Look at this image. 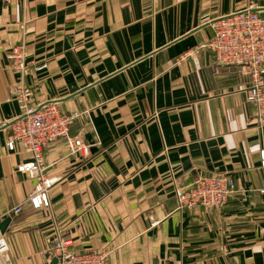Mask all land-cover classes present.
<instances>
[{"label": "crops", "instance_id": "obj_1", "mask_svg": "<svg viewBox=\"0 0 264 264\" xmlns=\"http://www.w3.org/2000/svg\"><path fill=\"white\" fill-rule=\"evenodd\" d=\"M264 0H0V223L9 264H46L53 223L73 250L112 249L111 264H264L259 187L264 122L245 97L249 80L204 47L210 23ZM25 47L32 104L82 113L49 144V207L22 204L34 181L19 142L6 148L18 80L6 57ZM224 174L236 193L221 210L176 209L182 186ZM152 223H155L153 225Z\"/></svg>", "mask_w": 264, "mask_h": 264}, {"label": "built area", "instance_id": "obj_2", "mask_svg": "<svg viewBox=\"0 0 264 264\" xmlns=\"http://www.w3.org/2000/svg\"><path fill=\"white\" fill-rule=\"evenodd\" d=\"M210 27L212 35L204 47L213 54L218 65L237 67L242 76L249 80L245 90L246 100L255 107V120L264 122V15L247 8L218 18L210 23ZM6 57L11 70L18 76L9 94L19 111L10 124L6 148L12 151L15 142H19L31 154V162L18 170L27 173L34 181L27 199L12 210L17 215L21 213L23 205L34 210L49 207L48 194L56 183L55 178L45 174L44 153L49 144L64 140L70 154H87L89 146L70 135V127L82 113H62L54 102L40 106L32 104L33 93L25 81L28 66L24 44L11 47ZM259 163L262 177L255 192L264 195V151L259 153ZM172 190L178 211L191 210L196 206L221 210L229 197L237 192L234 180L224 174L199 176L186 186L173 178ZM52 226L54 235L47 253L57 259L56 264H111L112 249L74 251L72 240L62 232L60 225L54 222ZM7 251L6 240L0 232V264H9V261L3 260Z\"/></svg>", "mask_w": 264, "mask_h": 264}, {"label": "water", "instance_id": "obj_3", "mask_svg": "<svg viewBox=\"0 0 264 264\" xmlns=\"http://www.w3.org/2000/svg\"><path fill=\"white\" fill-rule=\"evenodd\" d=\"M10 223V218H6L0 223V232L4 235L6 232V229ZM46 258L49 259V261L46 264H56L57 259L55 257H50L49 254L46 255Z\"/></svg>", "mask_w": 264, "mask_h": 264}]
</instances>
